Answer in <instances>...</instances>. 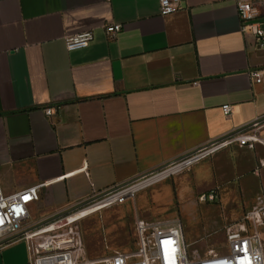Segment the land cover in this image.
Listing matches in <instances>:
<instances>
[{
  "label": "crops",
  "instance_id": "obj_1",
  "mask_svg": "<svg viewBox=\"0 0 264 264\" xmlns=\"http://www.w3.org/2000/svg\"><path fill=\"white\" fill-rule=\"evenodd\" d=\"M239 1L264 10V0H183L169 16H161L159 0H0L3 192L43 184L29 208L30 220L41 222L264 117V92L250 78L264 67V49L243 34ZM107 24L124 29L109 39ZM86 31L94 34L90 45L69 52L65 37ZM46 107L56 114L46 116ZM234 152L250 158L249 169L264 159L260 145ZM231 153L224 149L214 159ZM228 167L194 166L198 194L218 182L214 169ZM257 179L249 173L245 182ZM185 183L173 186L171 203L181 210ZM121 207L82 220L91 264L112 250H136L128 247L134 220ZM0 264H30L26 241L0 248Z\"/></svg>",
  "mask_w": 264,
  "mask_h": 264
},
{
  "label": "built area",
  "instance_id": "obj_2",
  "mask_svg": "<svg viewBox=\"0 0 264 264\" xmlns=\"http://www.w3.org/2000/svg\"><path fill=\"white\" fill-rule=\"evenodd\" d=\"M183 0H159L161 16H169L181 10ZM238 16L243 34L255 39L256 47L264 49V10L257 3L239 1ZM124 29L123 24H107L104 31L109 39H114ZM94 39L92 31L65 37V46L69 52L87 48ZM250 78L255 86L264 92V67L253 69ZM225 116L229 117L232 107L222 106ZM45 115L56 114L55 107H46ZM264 117L234 130L205 147L186 154L167 164V169H156L133 181L114 186L104 192L94 194L82 204L56 214L41 222L30 220V206L39 201L43 184L32 186L20 192L7 195L0 187V248L19 240H25L30 254V264H91L87 259L83 244L80 223L86 217L98 213L103 208L123 205L134 199L137 192L166 179L170 175L191 167L193 164L233 146L254 150L257 145L264 147ZM264 167V159L260 160ZM184 166L182 169H178ZM201 201H214L215 194H203ZM79 214L78 216H75ZM264 199H256L254 211L247 216L252 226L263 224ZM136 250L129 254L116 252L101 259L100 264H264V245L258 233H248L246 225L229 228L221 243L220 252L210 250L203 256L189 257L186 253V238L181 222L165 225L161 222H149L138 219L135 222ZM212 260V261H207Z\"/></svg>",
  "mask_w": 264,
  "mask_h": 264
},
{
  "label": "rangeland",
  "instance_id": "obj_3",
  "mask_svg": "<svg viewBox=\"0 0 264 264\" xmlns=\"http://www.w3.org/2000/svg\"><path fill=\"white\" fill-rule=\"evenodd\" d=\"M227 149L232 150L228 157L219 161L214 159L218 153L223 151L221 150L189 168L170 175L166 179L168 182L142 190L137 198L120 205L123 206L120 211L131 214L130 220H134L133 232L137 218L149 222H161L165 225H172L176 221L181 222L186 238V253L189 257L203 256L210 250L222 251L224 248L221 247V243L224 241L228 229H236L243 225H246L248 233H258L264 245V217L263 224L258 227L252 226L247 220V216L256 207V199L259 196L264 199V184L260 181L264 167L257 161V166L249 169L247 164L250 163V158L240 152H234L246 149L235 146ZM207 161H213V165L222 164L226 167L229 165L241 166L239 169H232V166L221 171L214 169L215 178L218 182L210 191H207L208 193L214 191V201H201L200 197L203 194H198L196 190L198 186H195L197 185V176H195V172L192 173L194 166ZM167 167L170 166H165L163 169H167ZM253 172L258 175L253 174ZM249 173L256 179L258 178L259 183L258 181L245 182ZM175 180L186 182V192L183 197L181 195L182 203L185 206L183 210L180 209L178 202L171 203L175 195L173 186L176 190ZM207 182L206 180L204 187L207 186ZM118 209L116 208L114 211ZM80 228L82 231L81 223ZM102 233L104 234V231ZM133 235L134 233L131 235L132 240H130L128 247L133 245L135 250L136 242ZM116 252V250H112L111 253L113 255Z\"/></svg>",
  "mask_w": 264,
  "mask_h": 264
},
{
  "label": "bare ground",
  "instance_id": "obj_4",
  "mask_svg": "<svg viewBox=\"0 0 264 264\" xmlns=\"http://www.w3.org/2000/svg\"><path fill=\"white\" fill-rule=\"evenodd\" d=\"M184 166H181L180 168H178L179 170L182 169ZM79 214L75 215L78 216ZM207 261H212V260H207ZM208 264H217V263H208Z\"/></svg>",
  "mask_w": 264,
  "mask_h": 264
}]
</instances>
